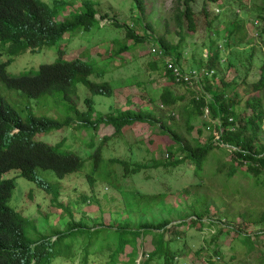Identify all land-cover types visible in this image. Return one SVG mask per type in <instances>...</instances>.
I'll list each match as a JSON object with an SVG mask.
<instances>
[{"label": "rangeland", "instance_id": "374dc122", "mask_svg": "<svg viewBox=\"0 0 264 264\" xmlns=\"http://www.w3.org/2000/svg\"><path fill=\"white\" fill-rule=\"evenodd\" d=\"M42 1L54 6V0ZM63 1L67 3L57 6L59 21L82 10L84 0ZM91 1L99 15L90 29L76 26L53 43L44 44L35 51L27 50L11 59L7 70L12 75L34 74L41 64L79 57L95 67L91 80L112 81V96L93 95L85 84L78 83L77 95L72 102L57 94L33 98L7 87L2 81L0 95L12 103L25 120L30 112L64 118L67 105L85 110V98L93 97L96 116L141 113L157 124L136 121L116 135L110 124H102L97 129L93 139L95 145L105 136L111 137L104 146L105 159L120 158L128 160L132 166H146L141 172L125 174L120 163H111L119 187L102 179L91 183L87 175L89 161L83 170L64 178L51 169L38 167L37 177L58 193L63 208L53 206L52 194L37 181L23 177L20 171L13 169L5 174L15 181L9 205L29 220L25 234L31 241L32 252L42 264H162L157 257L149 259L143 253L154 248L145 230H160L158 227L166 224L167 228L171 227L166 238H174L171 247L178 253L172 264H264V173L254 177L247 171L245 160L243 165H237L240 172L234 175L233 181L224 183L221 176H216L217 162L234 159L236 165L237 159L234 146L219 140L216 127L219 120L207 107L191 119L193 130L188 133L183 110L189 105L191 94L185 85L174 83L162 65L154 70L148 63L159 58L150 52V47L158 45L157 37L161 35H166L181 49L183 55L179 64L185 69L205 65L208 51L218 50L219 57L214 66L216 74L210 70L213 76L209 81L214 87L225 85L236 97L237 117L233 126H243L252 114L247 100L258 94L252 91L250 84L260 79L264 62V32L261 31L264 28V0H194L195 30L188 28L185 17L182 28L172 18L175 0H147L146 19L134 0ZM112 19L144 35L145 42L129 53L109 50L131 42L125 38V28L114 25ZM147 21L152 23L153 30L146 25ZM167 24V31L171 32L166 34ZM238 24L243 25L244 30L237 32ZM149 33L155 34L149 36ZM244 35L246 40L239 43L237 39ZM9 57L4 54L0 61H7ZM199 71L200 79L193 81V74H186V82L196 90L197 96L208 92L206 85L201 84L205 69ZM103 72L105 75H101ZM165 86L180 96L185 94V100L172 107L163 106L159 96ZM56 104H60V114L55 109ZM163 123L190 144H196V141L204 144L216 139L215 145L219 148L213 150L200 175L194 174L190 165L172 171L150 167L158 158H168L167 152L164 156L162 153V149H166V137L158 133ZM261 124L259 144L264 145V120ZM65 136L68 143L62 149H72L84 157L90 155L92 149L88 144L92 137L86 130L65 126L38 135L36 139L56 145ZM198 216H202L204 224L192 222L191 225V220ZM220 228L222 232H219ZM173 230L178 234L171 235ZM213 234H219L215 243L210 241ZM37 243L40 246L35 248ZM253 244L254 247L249 248Z\"/></svg>", "mask_w": 264, "mask_h": 264}, {"label": "trees", "instance_id": "16d2710c", "mask_svg": "<svg viewBox=\"0 0 264 264\" xmlns=\"http://www.w3.org/2000/svg\"><path fill=\"white\" fill-rule=\"evenodd\" d=\"M210 1L218 2L219 0ZM193 2L194 0H175L172 18L178 22L181 28L183 26L182 19L185 17L188 21V28L195 30ZM66 3L63 0L60 2L54 0V6L52 7L42 0H0V58L4 54L13 57L28 49L31 51L38 50L44 44L55 42L76 26L90 29L97 20L98 10L95 3L91 0H84L82 1L83 9L80 12L59 21L56 18L57 6ZM134 3L146 19L147 0H134ZM182 4L184 5L183 9ZM112 23L124 27L125 38L131 40V42L123 43L117 49L112 47L109 50L118 54L122 51L129 53L145 42V36L137 33L131 26L123 22L119 24L115 19L112 20ZM147 26L152 30L154 29L149 21H147ZM168 27L169 24L166 27V34L171 32L167 31ZM237 29V32H239L244 30V27L238 24ZM261 31L264 32V28ZM231 34L234 33L231 32ZM157 39L159 40L157 50L152 52L150 49V52L157 54L160 62L158 59H154L148 63L151 69L154 70L159 69L162 65L165 74L171 77L174 83L185 85L191 94L192 98L189 99V105L184 107L183 110L187 132L190 133L193 130L191 119L203 113L205 107H209L216 120H219L216 125L219 130V140L229 142L235 148L233 152L237 158L235 159L236 165L234 159L227 162L219 160L220 162L215 165L214 174L221 176L224 183L233 181L234 177L238 175L237 172H240L237 165H243L246 162L248 163L247 171L252 173L253 176L255 175L254 177L264 173V145L259 144V133L262 130L261 122L264 120V62L261 65L260 79L250 84L252 91L258 93L257 95L253 94L247 100V107L252 109V114L246 118L243 126L238 125L235 127L233 125L237 117L236 106L238 104L236 97L230 93V90L226 89L225 85L221 88L214 87L209 81L213 76L210 70L213 73L215 71L216 74L214 66L219 57L218 50L208 52L207 63H204L206 66L198 65V67L185 69L179 64V59L183 53L177 44L174 45L166 35H161ZM237 40H239V43H243L246 36H240ZM225 41L227 43V38ZM167 57L179 69L180 77L176 75L173 68L168 67ZM10 61L11 58L7 61H0V81L11 89L22 91L28 97L40 98L57 94L62 96L65 101L72 102L74 96L77 95L78 83L85 84L93 95L112 96L113 94L112 81L108 79H104L102 82L91 80L90 77L94 74L95 67L79 57L44 63L40 65L34 74L24 72L19 75H12L7 70ZM203 69L205 71L201 84L206 85L208 92L205 95L197 96L196 90L191 88V84L186 82L185 77L187 72H190L193 74L192 81L200 79L199 70L202 71ZM104 72L101 75H105ZM184 95L180 96L169 86H165L160 93L159 100L163 106L172 107L184 101ZM85 104L87 107L85 110H78L72 104L67 105L64 109V114H66L64 118L36 115L30 112L25 120L13 104L0 95V264H42V261L37 259V255L32 252L31 241L25 234V228L29 220L21 212L9 206L8 202L15 188V182L13 178L4 177L8 171L12 169L19 170L23 177L37 181L40 187H44L52 194L53 206L63 208L58 193L37 177L36 169L38 167L51 169L58 177L64 178L69 174L83 170L89 161L90 170L87 175L91 183H94L96 179H102L116 187H119L120 184L114 176L111 163H120L125 174L141 172L146 167L145 164H133L132 166L128 160L120 158L105 159L103 156L104 146L111 137L105 136L96 145L93 139L97 129L102 124L112 125L114 127L113 134L116 135L121 134L126 126H130L136 121L149 122L152 125H156L157 122L151 120L148 115L141 113L124 112L116 117H104L101 114L96 116L98 113L95 99L86 97ZM59 108L60 104H56L55 109H57L58 114H60ZM65 126L86 130L91 135L92 138L88 145L92 152L88 157H84L72 149H62L66 146V142L68 143L66 136L56 145L36 139L38 135L41 136ZM158 133L166 137L164 141L166 149H162V153L164 156L167 152L168 158L160 157L155 160L150 166L154 170L172 171L180 166L190 165L193 168V173L200 175L206 168L213 150L219 148L218 145H215L217 143L216 139L204 144L199 143V141H196V144L187 143L184 141L183 136L174 132L170 126L164 123L159 126ZM150 141L152 142V140ZM245 160L246 162H244ZM158 196L160 197L161 194ZM65 211L67 212V209ZM192 222L204 224L202 216H198L196 220H191V225ZM158 229L160 230L152 228L145 230V233H148L151 237L148 236L147 239L151 241L154 248L150 252L144 250L143 253L147 254L149 259L157 257L162 264H172L174 259L178 257V253L171 247V241L174 238H166V232L171 227L167 228L166 224H162ZM219 232H222V228ZM173 233L178 234L177 230L171 231V235ZM217 237H219V234H213L210 237L211 243H215ZM247 237H250V235H247ZM145 240H142V242ZM39 246V243H37L35 248ZM253 247L254 244L249 246V248ZM121 248L123 249L122 246ZM39 254L41 255V252Z\"/></svg>", "mask_w": 264, "mask_h": 264}, {"label": "clouds", "instance_id": "9594fccd", "mask_svg": "<svg viewBox=\"0 0 264 264\" xmlns=\"http://www.w3.org/2000/svg\"><path fill=\"white\" fill-rule=\"evenodd\" d=\"M81 8L83 9V7H82V4H81ZM98 10V9H97ZM97 15H99V11H98V13L96 14V18H97ZM101 17H102V15H101ZM66 18H69V16L68 17H65L63 20H65ZM58 20V19H57ZM62 20V21H63ZM113 20V19H112ZM146 25H147V23H146ZM155 33H149L148 35L150 36V35H154ZM150 49H151V51L152 52H155V50H157V45H153V46H151L150 47ZM28 50H30V49H28ZM31 51V50H30ZM35 51V50H34ZM209 52V51H208ZM17 56V55H16ZM171 56V55H170ZM15 56H13V57H10L11 59H13ZM9 58V59H10ZM1 59V58H0ZM166 61H167V63H169L168 64V67L169 68H173L172 66H173V64H172V61H171V59L169 58V57H167L166 58ZM170 65H172V66H170ZM173 70H174V68H173ZM207 107H205L204 109H206ZM13 170V169H12ZM16 170V169H15ZM19 171V170H18ZM9 172V171H8ZM4 177L6 178V176L4 175ZM7 178H9V177H7ZM14 180V179H13ZM15 182V181H14ZM12 196V195H11ZM10 206V205H9ZM13 208V207H12ZM15 209V208H14ZM16 210V209H15Z\"/></svg>", "mask_w": 264, "mask_h": 264}, {"label": "built area", "instance_id": "2783aa9c", "mask_svg": "<svg viewBox=\"0 0 264 264\" xmlns=\"http://www.w3.org/2000/svg\"><path fill=\"white\" fill-rule=\"evenodd\" d=\"M170 66H172V65H170ZM172 67L174 68V71L176 72V75H181V73H180L179 69H177V67H175L174 65Z\"/></svg>", "mask_w": 264, "mask_h": 264}]
</instances>
